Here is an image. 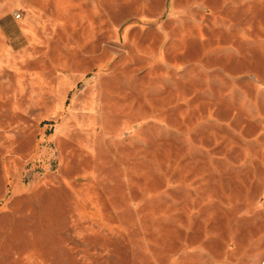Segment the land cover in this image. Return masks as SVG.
Masks as SVG:
<instances>
[{"label": "rangeland", "instance_id": "374dc122", "mask_svg": "<svg viewBox=\"0 0 264 264\" xmlns=\"http://www.w3.org/2000/svg\"><path fill=\"white\" fill-rule=\"evenodd\" d=\"M0 264H264V0H0Z\"/></svg>", "mask_w": 264, "mask_h": 264}]
</instances>
